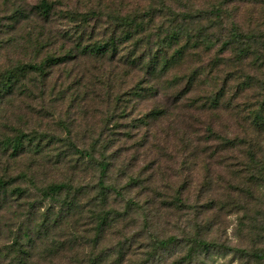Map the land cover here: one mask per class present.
<instances>
[{"label": "rangeland", "instance_id": "374dc122", "mask_svg": "<svg viewBox=\"0 0 264 264\" xmlns=\"http://www.w3.org/2000/svg\"><path fill=\"white\" fill-rule=\"evenodd\" d=\"M49 1L56 12L98 11L99 24L93 19L87 30L95 23L104 39L109 16L137 14L154 50L168 29L190 45L155 76L120 54L81 55L54 66L42 82L28 73L0 102V136L55 138L38 152L24 141L18 157L0 150V175L5 168L24 175L10 188H28L34 198L52 183L79 190L80 207L63 212L45 241L37 240L31 264H264L254 256L264 253V124L254 120L264 116V0ZM9 2L0 0V78L20 63L75 47L61 37L71 27L67 19L45 20L31 10L40 0ZM13 2L28 17H18ZM234 27L248 37L225 46ZM152 80L154 95H134ZM153 109L165 112L145 117ZM32 198L8 196L0 249L26 221ZM58 202L34 211L57 210ZM171 238L166 247L156 243ZM12 262L0 252V264Z\"/></svg>", "mask_w": 264, "mask_h": 264}, {"label": "trees", "instance_id": "16d2710c", "mask_svg": "<svg viewBox=\"0 0 264 264\" xmlns=\"http://www.w3.org/2000/svg\"><path fill=\"white\" fill-rule=\"evenodd\" d=\"M8 3H10L9 0H4L3 4ZM13 3L16 5L14 12L16 15L18 14V17H28L23 4L16 2ZM55 4V2L49 0H40L38 4L31 7V10L45 20L51 19L53 15L62 19H67L71 24V27L64 31L62 34L63 36L61 37L73 42L75 47L60 54H48L45 58L41 59L40 62L20 63L14 68L3 72L0 78V102L15 91L16 85L25 78L28 73L36 72L41 77L40 82H42L44 77H47L52 73L54 66L66 64L69 60L76 57L78 59L81 55H93L96 58L104 56L116 58L120 54V58L123 60L125 59L130 65L140 66L148 75L155 76L158 70L162 72L166 71L178 61H181L190 45V39L181 43V34L175 30L168 29L163 36L161 35L159 37V34H156L158 48L154 50V46H152L150 39L143 36V33L147 30L146 23L143 19H140V16L137 14L109 16L108 22L112 27V30L109 37L104 39V37H102L104 32L102 35L97 33L99 32V28L95 23H93L90 33L87 30V27L93 19L99 24L100 14L98 11L89 10L87 12H78L74 10H64L56 12L54 10ZM216 10L217 14L221 11L219 7ZM49 37H51L49 42L54 40V37ZM246 37H248L247 34L242 33L238 27H234L230 32V36L228 41H226L225 46L232 44L234 41H241ZM32 43L39 45L38 41ZM128 44L132 45L133 48L131 50L128 48ZM125 45L127 50L125 49ZM121 46L124 48L121 49ZM197 46V43H193L192 47L196 48ZM139 49H141V51ZM241 54H247V51H242ZM195 77L196 74L192 75L191 79H189L190 82L194 80ZM148 83L149 84L146 88H143L142 86L136 87L133 90L134 95H139L142 92L146 93L145 96L154 95L157 90L153 85V80ZM164 112L165 110L153 109L149 113H146L145 117H153L154 114L158 117ZM254 120L257 125L264 124L263 114L256 113ZM45 139L47 140L46 143L43 142ZM53 139H55L53 136H49L43 132H36L35 135H28L21 132L12 137L0 136V150L3 153L10 151L11 157H18L26 151L24 141L27 140L28 149L38 152L41 151L47 143L52 142L51 140ZM227 143L233 144L234 141L228 139ZM69 144L74 147L70 141ZM75 151L82 156L85 155L92 157V154L88 150L75 147ZM100 164L102 171L105 172L107 164L105 162H101ZM22 176L24 175L19 174L14 177L8 175L7 168L4 169V174L0 175V210L5 209L9 195L15 196L18 199H21L22 197H33V195L29 193L28 188H23L21 186L10 188V185L13 184L17 178ZM101 188H104V185H101ZM78 191L79 190H76L71 184L67 183H52L44 188H39L36 198L33 197L32 200H27L26 202L28 208H26L27 210L25 211L29 213V216L26 215V221L23 222L15 232H10L12 242L4 246L3 249H0V252H6L11 256L13 264H31L32 251L35 247L34 245L37 244V240L45 241L42 237L45 236L47 238L52 231V227L58 226L63 212L69 214L71 209L80 207L76 196ZM61 197L62 200L60 199ZM58 201H60V208L57 210L51 211L50 207L45 210V212L39 214L34 211L35 209H38V211L42 209L41 207L45 202L54 204L59 203ZM105 218L106 217L100 218L101 227L105 222ZM171 242L172 238L169 240L158 241L156 243L162 247H166ZM193 242L199 244V246L207 244L201 242V240H195ZM205 249H208L207 245ZM254 256L258 260H264V253H255ZM97 259L98 256H96V260Z\"/></svg>", "mask_w": 264, "mask_h": 264}]
</instances>
